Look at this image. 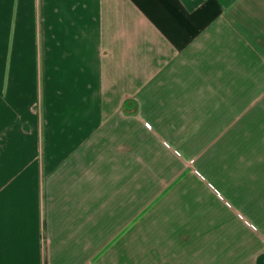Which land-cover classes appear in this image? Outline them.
<instances>
[{"label": "crops", "instance_id": "1", "mask_svg": "<svg viewBox=\"0 0 264 264\" xmlns=\"http://www.w3.org/2000/svg\"><path fill=\"white\" fill-rule=\"evenodd\" d=\"M0 264H264V0H0Z\"/></svg>", "mask_w": 264, "mask_h": 264}, {"label": "rangeland", "instance_id": "2", "mask_svg": "<svg viewBox=\"0 0 264 264\" xmlns=\"http://www.w3.org/2000/svg\"><path fill=\"white\" fill-rule=\"evenodd\" d=\"M180 158L184 159L185 156L181 155ZM194 171H198L199 175L197 176L200 179V184H204L206 180L215 176V174H209L208 170H202L199 166H193ZM202 170V171H201ZM210 175V176H209ZM203 186V185H202ZM216 189L214 187H210L208 190L200 189L198 191V203L207 206L208 208L216 209L218 207H222L221 200H219L215 195L214 192Z\"/></svg>", "mask_w": 264, "mask_h": 264}, {"label": "built area", "instance_id": "3", "mask_svg": "<svg viewBox=\"0 0 264 264\" xmlns=\"http://www.w3.org/2000/svg\"><path fill=\"white\" fill-rule=\"evenodd\" d=\"M174 153H176L177 155L181 156V154H179L175 149L172 150ZM252 227H255V225L251 224Z\"/></svg>", "mask_w": 264, "mask_h": 264}]
</instances>
